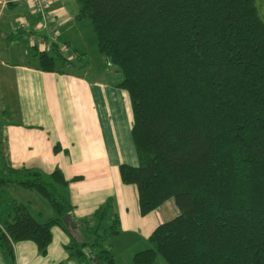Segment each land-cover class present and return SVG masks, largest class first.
Listing matches in <instances>:
<instances>
[{
	"label": "trees",
	"instance_id": "obj_1",
	"mask_svg": "<svg viewBox=\"0 0 264 264\" xmlns=\"http://www.w3.org/2000/svg\"><path fill=\"white\" fill-rule=\"evenodd\" d=\"M78 1L77 17L92 20L100 53L118 66L117 86L130 95L138 164H120L121 179L136 186L142 215L170 197L180 209L155 227L152 246L134 262L150 264L161 253L170 264H264V19L257 0ZM50 50L40 49V69L70 63L58 44ZM49 178L20 167L4 179L36 189L57 211L39 221L14 202L0 213L8 264L15 263L14 241L34 240L46 253L54 225L69 231L77 223L61 191L68 183L62 170ZM95 217L89 232L105 236L72 244L71 256L113 264L103 240L119 232L121 220L111 199Z\"/></svg>",
	"mask_w": 264,
	"mask_h": 264
},
{
	"label": "crops",
	"instance_id": "obj_2",
	"mask_svg": "<svg viewBox=\"0 0 264 264\" xmlns=\"http://www.w3.org/2000/svg\"><path fill=\"white\" fill-rule=\"evenodd\" d=\"M48 11L46 29L52 35L55 28L60 36L35 35L42 17L30 3H0V184H18L4 181L10 169L29 167L46 177L60 168L68 180L62 192L74 205L72 219L84 222L92 217L86 225L96 226L95 211L111 199L121 225L126 221L130 226L138 216L142 220L147 216L138 211L136 186L124 183L119 175L120 164L134 165L138 160L130 95L118 82L89 79L75 58L54 71L38 67L32 49L38 52L41 40L58 44L61 39L77 57L86 55L63 27L69 20L65 6L49 0ZM15 15V22L9 20ZM14 202L24 203L0 194V213L7 214L4 209H11ZM66 238L57 260L46 264H81L65 250ZM19 244L13 242L14 264L29 261V256L20 255ZM0 264H8L1 250Z\"/></svg>",
	"mask_w": 264,
	"mask_h": 264
},
{
	"label": "rangeland",
	"instance_id": "obj_3",
	"mask_svg": "<svg viewBox=\"0 0 264 264\" xmlns=\"http://www.w3.org/2000/svg\"><path fill=\"white\" fill-rule=\"evenodd\" d=\"M60 4L65 6V17H68L69 20L63 26L67 33L73 36L78 42L79 46L86 52V55L82 57L75 58L76 63L80 65L81 73H85L89 79L100 78L107 82H119L122 78L121 73L118 70V66L111 64L107 59L100 53L97 44V35L90 18H81L77 17V12L79 10V1L78 0H58ZM258 10L264 19V0H257ZM18 16V15H17ZM7 18H10L8 15ZM14 18L9 20H13ZM12 21V22H13ZM15 22V21H14ZM44 19H40V30L35 31V35L40 33H46L49 35L50 31L46 28H43ZM43 28V29H42ZM58 31V30H57ZM59 32V31H58ZM52 34V33H51ZM60 36V33L58 34ZM51 38L52 35H49ZM59 39V37H58ZM58 42V47L61 49L63 55L67 58H72L73 48L70 44L69 50L65 51L64 47L66 42L63 40H56ZM40 51V50H39ZM39 51L32 49L34 53L33 56H39ZM52 53V51H49ZM78 55V54H77ZM80 56V55H78ZM80 58V59H79ZM57 68H61V60L56 61ZM1 106V105H0ZM136 155V150L134 146L133 150ZM138 164V160L134 165ZM120 175V173H119ZM2 178V177H1ZM47 179H50L49 176H46ZM134 185V184H133ZM63 188L61 187V191ZM0 194L8 196L9 194L15 196L21 202H24L28 205L30 212L39 220L45 221L49 217L56 216L57 211L51 206L48 200L36 189H30L23 187L19 184L13 183L10 185H1L0 184ZM4 210L11 211V209L6 208ZM138 211L140 212L139 208ZM180 213V209L175 203L174 197L168 198L163 204H161L155 210L146 214L145 218L142 220L140 216L138 219L133 220L130 223V226L124 221V225L120 226L119 232L113 234L103 240L104 244L112 250L114 256L113 264H136L134 262V255L146 248L152 246L149 241V236L155 227L165 221H168ZM94 221V219H93ZM92 217L88 219L86 217L84 222L78 221L71 230L66 231L59 225H54L52 228L53 239L48 246V251L46 253L42 252L38 244L34 240L22 239L16 240L15 242H21L19 244V252L22 257L29 256V261L25 262L22 259V264H46L47 261L53 260L56 261L58 255L60 254V249H62V240L66 238L65 250H68V253L71 256V245L79 243H95L96 239L100 240L102 236H105L103 230H99L98 233H90L89 228L86 224H91ZM111 221L104 222V226H108ZM98 251V249H95ZM73 264V262H70ZM103 264H108L106 261ZM150 264H170L166 258L158 253L155 260Z\"/></svg>",
	"mask_w": 264,
	"mask_h": 264
},
{
	"label": "built area",
	"instance_id": "obj_4",
	"mask_svg": "<svg viewBox=\"0 0 264 264\" xmlns=\"http://www.w3.org/2000/svg\"><path fill=\"white\" fill-rule=\"evenodd\" d=\"M18 2H27V3H30L34 9L35 12L39 13L41 15V17L44 19V22L43 24L41 25L43 28H46L47 27V24H48V21H49V11H48V3H49V0H1L0 3L2 6H5L6 4L8 3H18ZM41 24V23H39ZM39 24L36 26L37 28L40 29V26ZM23 26H28L29 23L28 22H23L22 24ZM52 32V35L53 36H57L58 35V31L55 30V28H53L51 30ZM52 43L49 42V41H40L38 43V47L41 49V50H50L52 48ZM61 50V49H60ZM64 50L65 51H68L69 50V45L66 43V46L64 47ZM62 52V51H61ZM77 57V54H73L72 55V58L70 59H74Z\"/></svg>",
	"mask_w": 264,
	"mask_h": 264
}]
</instances>
